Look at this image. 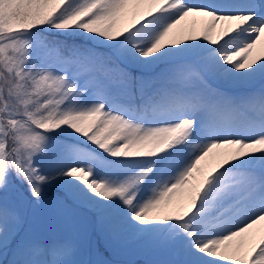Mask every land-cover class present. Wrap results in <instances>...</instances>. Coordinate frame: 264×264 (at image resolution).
<instances>
[{"label":"snow or ice","instance_id":"obj_1","mask_svg":"<svg viewBox=\"0 0 264 264\" xmlns=\"http://www.w3.org/2000/svg\"><path fill=\"white\" fill-rule=\"evenodd\" d=\"M45 207L148 264H264V0H0V264H121L39 241Z\"/></svg>","mask_w":264,"mask_h":264},{"label":"trees","instance_id":"obj_2","mask_svg":"<svg viewBox=\"0 0 264 264\" xmlns=\"http://www.w3.org/2000/svg\"><path fill=\"white\" fill-rule=\"evenodd\" d=\"M87 216V214H85ZM89 223V232L92 229L91 236L87 239H81L79 236H71L70 239L75 240L80 245L79 248V255L77 259H91L93 252H96L99 259L111 260L114 262H126V261H134L135 264H148V262L152 261H160L164 259H168V255L160 252L155 254V249L151 248L147 244L143 242H139V245L136 248H132L131 245L136 242L128 243L125 246L126 248H132L127 250L126 252L118 250L113 245L112 248H108L105 246L103 238L100 236L99 232L95 229V226L91 222V218L88 217L87 219ZM43 227L42 233L44 236H41L39 241L41 242H48L51 239H55L48 235L49 227L48 226H40ZM69 225L66 226L68 228ZM66 230V229H65ZM60 239H68V232H65V235L62 236ZM119 245V244H117ZM141 245V246H140ZM121 246V245H119ZM209 259H216V258H209ZM219 264H225V262H219Z\"/></svg>","mask_w":264,"mask_h":264},{"label":"rangeland","instance_id":"obj_3","mask_svg":"<svg viewBox=\"0 0 264 264\" xmlns=\"http://www.w3.org/2000/svg\"><path fill=\"white\" fill-rule=\"evenodd\" d=\"M261 50H262L261 46H258L254 54H257V55L260 54ZM87 224H88V230H89L88 221H87ZM29 225L33 231L34 236L37 239L39 238V240L41 236H44L41 230L43 229V227H40V226H48V228L51 227L49 228L48 235L50 234V237L55 238V239H60L62 236L65 235V232H68V239H70L73 234L74 236H79L81 239H83L79 232V228H80L79 222L70 225L62 217H60L59 215H57L56 213L52 211H49L46 207L41 208L34 214H30ZM67 225H69L68 228H66ZM138 245H139V242H136V243H133L131 247L136 248ZM115 247L118 250L123 251V252H126L127 250L132 249V248H126L123 245L121 246L116 245ZM158 253H160V251L155 250V254H158ZM91 259H99L96 252H93Z\"/></svg>","mask_w":264,"mask_h":264}]
</instances>
